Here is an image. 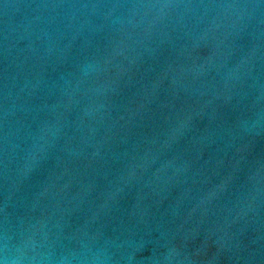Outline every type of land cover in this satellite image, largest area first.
<instances>
[{
	"label": "water",
	"instance_id": "1",
	"mask_svg": "<svg viewBox=\"0 0 264 264\" xmlns=\"http://www.w3.org/2000/svg\"><path fill=\"white\" fill-rule=\"evenodd\" d=\"M0 264H264V0H0Z\"/></svg>",
	"mask_w": 264,
	"mask_h": 264
}]
</instances>
